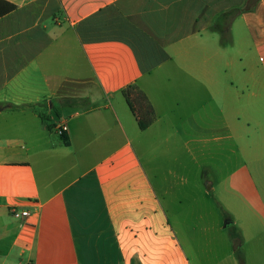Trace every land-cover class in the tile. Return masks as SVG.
Returning <instances> with one entry per match:
<instances>
[{"label": "crops", "instance_id": "1", "mask_svg": "<svg viewBox=\"0 0 264 264\" xmlns=\"http://www.w3.org/2000/svg\"><path fill=\"white\" fill-rule=\"evenodd\" d=\"M183 145L242 153L223 225L170 221ZM0 264H264V0H0Z\"/></svg>", "mask_w": 264, "mask_h": 264}, {"label": "rangeland", "instance_id": "2", "mask_svg": "<svg viewBox=\"0 0 264 264\" xmlns=\"http://www.w3.org/2000/svg\"><path fill=\"white\" fill-rule=\"evenodd\" d=\"M250 3L251 2H249L248 5H250ZM225 143H227V140H225ZM208 147L209 149H211L213 146L208 145ZM203 152L205 153L204 158H199V153L196 152L192 146L185 147L183 145L179 146V150H177L175 153H167V158L164 156L165 152L155 151V153L152 154L153 160L163 165L162 169H158L155 171L158 176L166 179L169 183V186H167L170 189L168 191V194H172L173 192L172 198H174L179 194H184L186 196V193H191V196L193 198L198 197L199 200H197L196 202H192L189 197L186 196V200L183 204L186 205L190 203L193 211L199 210L206 214L205 216L200 217V219L197 220H195L193 217L188 218V221L185 223L181 222L183 218L170 216V221H172L173 224L211 226L220 223L221 225H223L224 217L227 214L224 215L223 209L218 206L214 200H201V197L203 196V189H207L208 184L217 180L225 171L223 170V168H217L219 166L221 167L222 160L226 161V159L224 158L221 159V156L223 157V155H225L226 158L230 156L232 159H234V157L239 158L242 153H236L234 155L226 152L225 150L221 155H214L210 150V152L208 151V153L211 156H207V149L205 148L203 149ZM173 155L177 157V161H174ZM195 158L196 163L198 164L194 163ZM185 181L188 182V184H186ZM195 187H198L197 191L195 190ZM194 193L196 194L195 196H193ZM184 195L182 198H184ZM173 205L177 207L178 204L173 203ZM171 208L175 209L174 206H172ZM177 209H179V207H177Z\"/></svg>", "mask_w": 264, "mask_h": 264}, {"label": "built area", "instance_id": "3", "mask_svg": "<svg viewBox=\"0 0 264 264\" xmlns=\"http://www.w3.org/2000/svg\"><path fill=\"white\" fill-rule=\"evenodd\" d=\"M66 131V126L65 125H60L57 127V133L58 135H62ZM10 214L14 218H23L29 215L27 211H18L15 208L10 209Z\"/></svg>", "mask_w": 264, "mask_h": 264}, {"label": "trees", "instance_id": "4", "mask_svg": "<svg viewBox=\"0 0 264 264\" xmlns=\"http://www.w3.org/2000/svg\"><path fill=\"white\" fill-rule=\"evenodd\" d=\"M130 108H131V106H130ZM139 127H140L141 129L145 128V126L142 125L141 123H139ZM61 138H62L63 143H64L65 145H68L67 137H66L64 134L61 135ZM225 218L227 219L228 216L226 215ZM225 225H226V226H227V225H228V226H232V222H231V221H226ZM231 228H232V227H231ZM232 230H235V231H236L235 228H232ZM238 252H239V254H240V250H239V249H238Z\"/></svg>", "mask_w": 264, "mask_h": 264}]
</instances>
